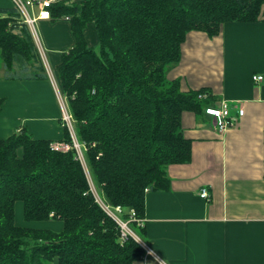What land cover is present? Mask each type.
Returning <instances> with one entry per match:
<instances>
[{
	"label": "trees",
	"instance_id": "obj_1",
	"mask_svg": "<svg viewBox=\"0 0 264 264\" xmlns=\"http://www.w3.org/2000/svg\"><path fill=\"white\" fill-rule=\"evenodd\" d=\"M9 1L11 6L0 7L3 78L48 79L30 29ZM263 3L51 4L49 19L68 20L74 37L55 72L85 167L73 147L54 150L55 141L32 137L25 127L0 139V264H131L139 258L142 248L130 238L120 242L118 227L96 202L90 182L102 200L121 206L122 215L133 208L144 219L146 194L168 188L167 166L191 159L182 113L200 114L214 100L206 87L183 91L179 79L166 76L167 69L179 62L189 32L213 37L227 22H254ZM203 92L208 97L200 99ZM62 126L57 141L72 144Z\"/></svg>",
	"mask_w": 264,
	"mask_h": 264
},
{
	"label": "crops",
	"instance_id": "obj_2",
	"mask_svg": "<svg viewBox=\"0 0 264 264\" xmlns=\"http://www.w3.org/2000/svg\"><path fill=\"white\" fill-rule=\"evenodd\" d=\"M36 29L55 68L74 44L70 23L40 19ZM181 52L166 76L179 79L183 91L208 88L210 105L226 101L237 119L219 132L212 116L182 113L191 159L168 165V188L146 194L139 231L151 253L142 249L131 264H264V3L254 22H227L213 37L189 32ZM3 70L0 63V139L20 127L35 138L62 139L50 80H8Z\"/></svg>",
	"mask_w": 264,
	"mask_h": 264
},
{
	"label": "built area",
	"instance_id": "obj_3",
	"mask_svg": "<svg viewBox=\"0 0 264 264\" xmlns=\"http://www.w3.org/2000/svg\"><path fill=\"white\" fill-rule=\"evenodd\" d=\"M55 1L57 0H11L13 6L19 11L23 22L28 25L32 37L37 46L39 55L41 53V56L44 59V61L46 60H45V56L43 55L44 51L40 48L42 45L38 37L36 24L37 21L40 19L50 18L49 7ZM38 42L39 44H37ZM44 61L43 64L45 67L46 65ZM45 69L47 72L48 70H51V67L49 66V69L47 67ZM47 75H48V79L50 80L54 88V93L56 95V99L60 109V121L62 125L66 126L72 139V144L55 141L51 144V147L54 150H58V151L59 150L66 151L70 147H73L76 150L77 158L85 167L82 145L77 141L74 133V127H73L74 119L69 109L67 99L61 94L60 89L56 84V80H54L52 75H50V72H47ZM253 79L256 81H260L263 79V77L261 75H254ZM198 97L200 99H205L208 97V93L206 92L200 93ZM204 113L212 116L215 119V125L219 132L225 131L228 127L232 126L237 119V117L231 114L230 107L226 101H222L219 106H215V105L206 106L204 108ZM238 114L239 115L242 114L241 108L238 110ZM200 196L205 199L208 198V191L206 188L201 189ZM94 197L95 200L97 201L99 200L98 203L101 206L102 210L115 221L119 230V240L121 243L125 242L128 238H130L134 242H136L142 249H144L146 254L151 253L150 248L146 245V243L141 238L140 234L137 233L136 231V229L138 230L139 228L144 226L145 221L143 218L137 216L133 208H131L129 210V213L125 216L122 215L121 206L115 205L112 207L111 205L105 203L98 194L94 195Z\"/></svg>",
	"mask_w": 264,
	"mask_h": 264
},
{
	"label": "rangeland",
	"instance_id": "obj_4",
	"mask_svg": "<svg viewBox=\"0 0 264 264\" xmlns=\"http://www.w3.org/2000/svg\"><path fill=\"white\" fill-rule=\"evenodd\" d=\"M37 44H39V42L37 43ZM42 45V44H41ZM40 47V46H39ZM43 51H44V56H45V60L46 61H44V59L42 58V56H41V53H40V57L43 59V61L45 62V68L47 67L48 69H49V66L51 67V70H48L47 72H50V75H52V77L54 78V80H56V84H57V86H59V84H58V78H57V75H56V72H55V68L52 66V64H50V61L49 60H47L48 59V57L46 56V52H45V49H44V47L43 46H41L40 47ZM38 50V49H37ZM46 62H47V64H46ZM3 73H4V70H3ZM90 181V180H89ZM90 191L92 192V194L93 195H96V194H98L99 193V190L98 189H96L95 187H94V185L92 184V182H90ZM103 199V198H102ZM99 201V200H98ZM98 201L96 200V202L98 203ZM105 203H107L105 200H103ZM102 201V202H103ZM103 202V203H104ZM99 204V203H98ZM107 204H109V203H107ZM110 205V204H109ZM100 206V205H99ZM112 206V205H111ZM114 206V205H113ZM112 206V207H113ZM101 207V206H100ZM16 218L18 219V218H20V210H19V208H17V216H16ZM136 231H137V233H139L140 234V236H141V233H140V231L139 230H137L136 229ZM52 264H55V263H52Z\"/></svg>",
	"mask_w": 264,
	"mask_h": 264
}]
</instances>
